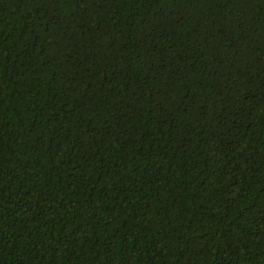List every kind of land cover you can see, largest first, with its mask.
I'll list each match as a JSON object with an SVG mask.
<instances>
[{
    "label": "trees",
    "instance_id": "16d2710c",
    "mask_svg": "<svg viewBox=\"0 0 264 264\" xmlns=\"http://www.w3.org/2000/svg\"><path fill=\"white\" fill-rule=\"evenodd\" d=\"M0 264H264V0H0Z\"/></svg>",
    "mask_w": 264,
    "mask_h": 264
}]
</instances>
